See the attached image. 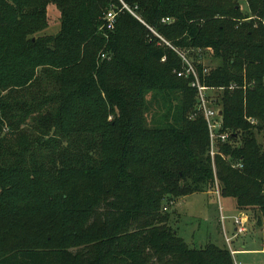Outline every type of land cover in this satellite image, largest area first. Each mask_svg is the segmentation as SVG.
<instances>
[{
    "label": "trees",
    "instance_id": "1",
    "mask_svg": "<svg viewBox=\"0 0 264 264\" xmlns=\"http://www.w3.org/2000/svg\"><path fill=\"white\" fill-rule=\"evenodd\" d=\"M263 21L264 0H0V264H233L162 209L218 189L262 226ZM177 48L221 93L213 159Z\"/></svg>",
    "mask_w": 264,
    "mask_h": 264
},
{
    "label": "rangeland",
    "instance_id": "2",
    "mask_svg": "<svg viewBox=\"0 0 264 264\" xmlns=\"http://www.w3.org/2000/svg\"><path fill=\"white\" fill-rule=\"evenodd\" d=\"M241 6L246 10V5L242 3ZM46 22L47 27L36 36H55L59 32L60 13L53 4L47 6ZM177 50L184 56L192 53V51L185 53L183 48ZM187 59L195 61L194 56ZM201 61L209 68L220 64L218 59L212 57L210 51L203 52ZM220 94V91H216L210 97L212 107L215 109L220 107L217 100ZM198 114L196 110V115ZM250 125H256V121ZM258 140L260 141L259 137ZM234 205L233 199H223L219 191L215 190L212 193H196L173 200L167 206L165 214L169 218V226L190 248L199 249L210 242L229 250L225 241L226 236L231 239L230 251H236L232 256L235 264H264V220L259 227L257 218L260 214L256 210L249 209L238 213ZM239 214V217L247 218V223L245 233L235 236L233 223Z\"/></svg>",
    "mask_w": 264,
    "mask_h": 264
},
{
    "label": "built area",
    "instance_id": "3",
    "mask_svg": "<svg viewBox=\"0 0 264 264\" xmlns=\"http://www.w3.org/2000/svg\"><path fill=\"white\" fill-rule=\"evenodd\" d=\"M163 22L168 23L169 20L165 19ZM115 23V15L113 12H109L105 17V27L107 30H112ZM263 27H264V21H263ZM167 44V43H166ZM168 45V44H167ZM169 46V45H168ZM178 56L183 60L185 64V70L184 72H179L177 76L184 77V78H191L190 86L191 88L195 89L196 91V104H197V111L199 114L202 115L204 118L207 129H208V135H209V155L213 159L215 155L219 154L218 147L221 144H225L229 141V132H222V121H221V112L219 109H215L212 107L211 104V92L214 89L208 88L204 86L198 79L195 67L192 64V61H188L187 57L183 54L179 53L178 50L173 49ZM198 53H202L200 50L197 51ZM207 70L204 71L206 73ZM236 87L235 85L230 86V89H233ZM220 90V89H219ZM248 122L251 124L254 123V120L249 119ZM237 167H240V165H236ZM218 191V189H216ZM218 194V192H217ZM164 212L168 210V207L165 206L162 209ZM238 216L234 219V228L236 231L235 236L237 235H243L245 233V223H247V218H241ZM223 220V218L221 217ZM244 226V227H243ZM225 241L227 246L229 247L230 251V243L231 239L227 238L225 236ZM231 255L233 256L236 252L230 251ZM233 264H235L233 262Z\"/></svg>",
    "mask_w": 264,
    "mask_h": 264
},
{
    "label": "crops",
    "instance_id": "4",
    "mask_svg": "<svg viewBox=\"0 0 264 264\" xmlns=\"http://www.w3.org/2000/svg\"><path fill=\"white\" fill-rule=\"evenodd\" d=\"M235 206V205H234ZM238 213H240L239 211H238ZM236 252V251H235Z\"/></svg>",
    "mask_w": 264,
    "mask_h": 264
}]
</instances>
